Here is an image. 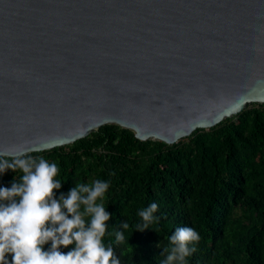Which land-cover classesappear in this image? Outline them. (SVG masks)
I'll use <instances>...</instances> for the list:
<instances>
[{
	"label": "water",
	"instance_id": "95a60500",
	"mask_svg": "<svg viewBox=\"0 0 264 264\" xmlns=\"http://www.w3.org/2000/svg\"><path fill=\"white\" fill-rule=\"evenodd\" d=\"M264 104V0H0V153L106 125L177 144Z\"/></svg>",
	"mask_w": 264,
	"mask_h": 264
},
{
	"label": "trees",
	"instance_id": "16d2710c",
	"mask_svg": "<svg viewBox=\"0 0 264 264\" xmlns=\"http://www.w3.org/2000/svg\"><path fill=\"white\" fill-rule=\"evenodd\" d=\"M27 157L56 163L65 194L77 183H110L103 201L113 214L109 231L121 230L123 221L130 225L123 244L105 237L121 264H161L183 224L199 232L183 264H264V104L174 145L106 125L72 145ZM21 176L8 171L0 186ZM153 202L159 221L137 232L138 211Z\"/></svg>",
	"mask_w": 264,
	"mask_h": 264
},
{
	"label": "clouds",
	"instance_id": "9594fccd",
	"mask_svg": "<svg viewBox=\"0 0 264 264\" xmlns=\"http://www.w3.org/2000/svg\"><path fill=\"white\" fill-rule=\"evenodd\" d=\"M10 155L0 153V176L8 171L22 176L14 177L10 187L0 186V264H121L105 237L114 235L115 244H123L130 225L123 221L121 230L109 231L113 214L103 203L108 181L77 183L65 194L56 163L25 158L22 151L6 158ZM156 212L154 202L139 210L136 231L157 223ZM197 239L192 225L177 228L161 264H183L195 248L189 241Z\"/></svg>",
	"mask_w": 264,
	"mask_h": 264
}]
</instances>
